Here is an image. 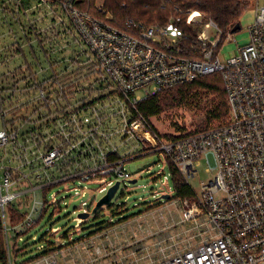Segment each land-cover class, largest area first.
<instances>
[{
  "label": "built area",
  "instance_id": "built-area-1",
  "mask_svg": "<svg viewBox=\"0 0 264 264\" xmlns=\"http://www.w3.org/2000/svg\"><path fill=\"white\" fill-rule=\"evenodd\" d=\"M254 2L247 41L237 42V52L226 58L221 48L235 41V23L225 36L213 20L199 19L198 10L177 9L167 23L139 22L130 32L113 24L103 0L2 2L4 19L12 16L19 22L21 14L42 13L55 20L54 37L45 35L46 28L31 31L48 52L50 74L40 75L44 68L35 71L27 60L9 67L20 46L0 62L7 63L0 71L5 241L17 233L23 240L22 233L45 209L61 208L63 190L85 197L86 182L99 183L98 191L104 193L117 180L121 186L135 178L126 167L129 160L158 152L195 192L190 201H182L184 221L205 217L212 227L210 233L200 232L198 243L156 264H264V0ZM209 28L217 32L211 34ZM214 73L224 84L228 117L213 127L167 137L141 112L148 97ZM201 164L210 178L197 191L191 180ZM167 189L157 195L171 194ZM90 197L82 201V210L93 208L96 196ZM8 209L23 219L12 224Z\"/></svg>",
  "mask_w": 264,
  "mask_h": 264
},
{
  "label": "rangeland",
  "instance_id": "rangeland-1",
  "mask_svg": "<svg viewBox=\"0 0 264 264\" xmlns=\"http://www.w3.org/2000/svg\"><path fill=\"white\" fill-rule=\"evenodd\" d=\"M4 1L6 0H0V62L15 54L13 51L20 46L22 51L9 62V67L27 60L35 67V71H38L40 67L44 68L40 75L50 74L52 68L45 61L44 54L38 50V42L31 31H42L46 28L45 35L54 37L51 33V28L55 27L54 16L47 14L42 17V13H36L21 14L17 20L19 22L14 21L12 16L4 19L1 10ZM91 1L95 4L96 0ZM239 3L241 28L232 35L235 41L223 43L220 52L222 58L237 52V42L243 44L247 41V27L252 21L251 11L255 7V2L239 0ZM84 7L87 8V4ZM198 11L201 13L199 19L203 22L212 20L206 18L201 10L198 9ZM38 18L41 19L38 20ZM22 27L26 29L23 31ZM228 28L224 30L225 36L228 35ZM207 31L211 34L217 32L216 28H209ZM54 41L46 46L51 47ZM28 42L33 45L34 52ZM67 54L65 51L61 56L65 58ZM58 56L55 52L52 53L55 59ZM6 64H0V71ZM54 69L58 70L59 66H54ZM214 85L219 86V83ZM210 92H201L200 104L184 101L180 104L177 98L172 99L171 95L168 96L164 111L152 117V123L162 135L167 137L213 127L224 119L208 122L206 107L215 97V93ZM126 167L135 174L133 179L137 181L131 183L132 179H128L126 184H121L109 206L106 205L100 209L101 215L96 219L92 209L82 210V201L91 199L90 195L93 193L96 196L94 205L96 204L106 193L98 191L99 183L83 182L82 186L87 185L89 193L85 197L75 195L74 190H63L58 195L59 198H64L62 207L50 209L42 224L26 235L30 238L23 245H27V251H29L25 257L39 254L41 252L39 248L51 240L55 241V251L44 259L39 257L24 264H45V261L46 264H156L165 256L198 243L201 231L210 233L212 224L207 225L205 217L197 221H184L182 202L184 199L173 197L175 189L170 168L163 163L160 153L155 152L129 160ZM154 175L157 178H154ZM209 178L210 175L205 171L204 164H201L191 184L198 191L201 188V181L206 182ZM167 187L171 188L172 193H167L170 197L158 196V192L167 191ZM56 190L58 187L52 189V191ZM9 211L10 209L7 210L8 213ZM80 212H88L89 216L80 217ZM108 220L113 222L110 228L91 233L100 223ZM51 227L56 228L47 232L46 230ZM193 235L197 237L194 238ZM12 236L13 234L10 233V237ZM41 237L45 239L39 240ZM10 245L12 240L9 241V247Z\"/></svg>",
  "mask_w": 264,
  "mask_h": 264
},
{
  "label": "trees",
  "instance_id": "trees-1",
  "mask_svg": "<svg viewBox=\"0 0 264 264\" xmlns=\"http://www.w3.org/2000/svg\"><path fill=\"white\" fill-rule=\"evenodd\" d=\"M105 8L112 12L114 16L113 24L115 26L130 32L132 27L139 22L147 25L167 23L172 17L177 15V9H182L183 13L199 9L205 14L206 18L212 19L223 31L226 30L231 23H235V25L240 23L241 18L239 0H105ZM181 27L187 33H190L191 28L188 25L182 23ZM36 41L38 42V50L42 52L45 57H49L42 42L39 41L38 38ZM31 50L34 52L33 46L31 47ZM216 81L219 83V86L214 85L217 83ZM202 91L208 93H211L210 91H212L215 93V97L212 98L211 102H209L206 107L208 122L212 120L227 119L228 106L226 102V93L219 73L201 76L194 81L176 85L172 88L161 91L156 95L150 96L140 104V110L148 118L154 128L159 131L152 123L151 118L158 116L164 111L168 96L171 95L172 99L177 98L180 104L183 101L188 103L199 102L200 104L202 100L200 94ZM170 171L175 189V195L173 197L192 199L195 195L193 188L184 181L176 168L171 166ZM48 211V209H45L41 218L25 233H22L25 236L23 240H19L21 233L15 234L10 247L9 243L4 239V230L0 218V263L24 264L33 259L50 255L55 251L56 247L54 240L47 242L45 245L43 244V246L39 248L41 251L39 254L28 257H25L29 253V251H27V245L23 246L30 238L26 237V235L42 224ZM100 215V210H98L95 213L94 218L96 219ZM9 217L12 224H16L23 219V216L16 213L13 209H10ZM112 225L113 222L110 220L100 223L91 233L108 229ZM44 239V237H41L39 240Z\"/></svg>",
  "mask_w": 264,
  "mask_h": 264
},
{
  "label": "water",
  "instance_id": "water-1",
  "mask_svg": "<svg viewBox=\"0 0 264 264\" xmlns=\"http://www.w3.org/2000/svg\"><path fill=\"white\" fill-rule=\"evenodd\" d=\"M241 26H240V23H238L233 31H236L238 29H240ZM137 181V179H132L131 180V183H135ZM120 187V181L117 180L112 186H110L108 188V190L106 191V193L96 202V204L94 205V207L92 208V214L96 213L98 210H100L102 207L106 206V205H109L112 198L114 197L116 191L118 190V188ZM163 198H169L170 195L169 194H166V195H163L162 196ZM79 216L80 217H88L89 216V213L88 212H80L79 213Z\"/></svg>",
  "mask_w": 264,
  "mask_h": 264
},
{
  "label": "clouds",
  "instance_id": "clouds-1",
  "mask_svg": "<svg viewBox=\"0 0 264 264\" xmlns=\"http://www.w3.org/2000/svg\"><path fill=\"white\" fill-rule=\"evenodd\" d=\"M173 34H174V35H177V36L180 35L179 31H176V32H174Z\"/></svg>",
  "mask_w": 264,
  "mask_h": 264
},
{
  "label": "crops",
  "instance_id": "crops-1",
  "mask_svg": "<svg viewBox=\"0 0 264 264\" xmlns=\"http://www.w3.org/2000/svg\"><path fill=\"white\" fill-rule=\"evenodd\" d=\"M48 256V255H47ZM46 256H43V259L45 258ZM45 264H46V261H45Z\"/></svg>",
  "mask_w": 264,
  "mask_h": 264
}]
</instances>
